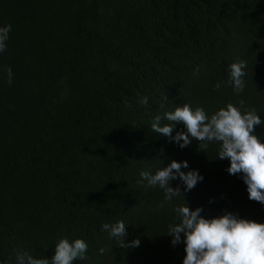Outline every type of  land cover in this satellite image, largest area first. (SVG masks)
<instances>
[{
	"label": "trees",
	"instance_id": "trees-1",
	"mask_svg": "<svg viewBox=\"0 0 264 264\" xmlns=\"http://www.w3.org/2000/svg\"><path fill=\"white\" fill-rule=\"evenodd\" d=\"M8 24L0 264H15L16 249L51 260L61 238L88 243V258L73 264H183V241L173 245L166 232L186 202L206 218L230 211L264 223V205L248 198L241 175L228 173L217 143L204 152L193 139L181 149L150 130L156 115L185 102L211 115L243 99L264 120V0H0V26ZM240 60L247 75L237 96L227 77ZM181 130L176 124L172 135ZM255 131L264 139V124ZM173 159L203 176L186 201L165 202L139 175ZM119 220L125 241L138 238L139 246L124 249L102 229Z\"/></svg>",
	"mask_w": 264,
	"mask_h": 264
},
{
	"label": "clouds",
	"instance_id": "clouds-1",
	"mask_svg": "<svg viewBox=\"0 0 264 264\" xmlns=\"http://www.w3.org/2000/svg\"><path fill=\"white\" fill-rule=\"evenodd\" d=\"M11 27V24L0 26V53L6 51ZM244 50L247 49L242 47V52ZM244 55L247 57L251 52ZM246 68L247 62L244 60L229 64L227 82L237 96L245 88ZM4 71L7 73V82L11 84V68ZM220 87L219 82L214 85V89ZM163 100H168L166 94ZM140 102L147 106L148 98L144 97ZM238 105L228 102L226 107L209 115L204 107H193L191 103L185 102L163 116L156 115L150 130L167 136L181 149L189 146L193 139L199 141L201 151L207 149L209 143H217L219 148L216 157L229 160L228 173L241 175L247 186L248 198L264 205V139L255 131L256 126L264 124V120L254 108L248 109L243 99L238 101ZM162 120L167 123L162 124ZM176 124H182L184 130L177 131L173 136ZM188 168L186 160L173 159L154 174L142 170L139 175L149 186H158L163 190L165 202H171L174 197L181 195L186 201L185 193L203 180L198 170H182ZM173 180H179L185 186L184 191L179 186L172 187ZM174 211L180 218L179 223L169 225L166 234L172 237L173 245L183 241L186 253L183 264H264V223L239 217L230 211L206 218L201 214L202 207L191 209L187 202L176 206ZM102 229L112 238L115 237L118 245L124 249H132L140 244L138 238L131 242L125 241L127 232L123 220L105 223ZM87 250L88 243L82 238H61L55 245L51 260L47 257L35 258L27 250L16 249L15 264H73L77 260H86ZM100 251L103 253L104 250Z\"/></svg>",
	"mask_w": 264,
	"mask_h": 264
}]
</instances>
